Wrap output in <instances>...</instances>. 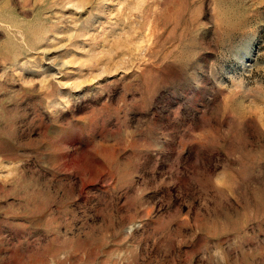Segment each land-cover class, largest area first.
Returning <instances> with one entry per match:
<instances>
[{
    "label": "rangeland",
    "instance_id": "374dc122",
    "mask_svg": "<svg viewBox=\"0 0 264 264\" xmlns=\"http://www.w3.org/2000/svg\"><path fill=\"white\" fill-rule=\"evenodd\" d=\"M0 264H264V0H0Z\"/></svg>",
    "mask_w": 264,
    "mask_h": 264
}]
</instances>
